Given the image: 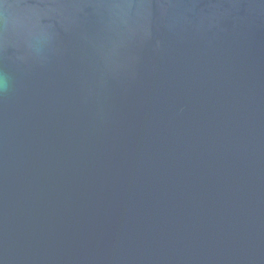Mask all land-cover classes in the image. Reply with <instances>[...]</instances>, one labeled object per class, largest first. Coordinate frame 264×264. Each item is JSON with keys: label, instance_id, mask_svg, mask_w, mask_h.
Masks as SVG:
<instances>
[{"label": "water", "instance_id": "water-1", "mask_svg": "<svg viewBox=\"0 0 264 264\" xmlns=\"http://www.w3.org/2000/svg\"><path fill=\"white\" fill-rule=\"evenodd\" d=\"M0 264H264V0H0Z\"/></svg>", "mask_w": 264, "mask_h": 264}]
</instances>
